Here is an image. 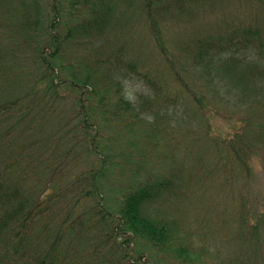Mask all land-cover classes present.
Returning <instances> with one entry per match:
<instances>
[{"label":"trees","instance_id":"obj_1","mask_svg":"<svg viewBox=\"0 0 264 264\" xmlns=\"http://www.w3.org/2000/svg\"><path fill=\"white\" fill-rule=\"evenodd\" d=\"M225 1L142 0L137 11L147 21L168 71L192 100L213 115L204 92L192 89L181 72L191 82L194 74L193 84L201 82V89L213 90L217 97L220 89L232 92L233 104L256 117L253 132L246 134L264 149V0H236L239 18H231L225 37L194 38L187 31L206 28V14L214 17L216 27L227 23L228 15L221 12L233 3ZM62 3L0 0V264H147L151 254L145 260L142 257L150 250L155 259L154 255L174 251L177 259L182 258L175 264H188L195 257L193 252L169 241L172 228L148 216L146 210L147 203L175 189V179L168 175L145 182L121 173L126 189L113 183L109 189L126 192L117 194L114 207L106 201L104 181L114 162V148L111 137L107 139L101 130L108 121L125 122L133 105L124 97L123 82L116 78L123 73L115 65L121 62L119 55H136L130 50L129 35L121 34V41L128 42L125 49L124 44L102 41L122 14L111 1L99 0L83 10L76 7V0L68 8ZM45 10L44 27L39 14ZM168 25L176 27L172 50L163 35ZM100 41L102 48L93 50V44ZM70 45L81 47L87 55L83 65H72L64 58ZM68 95L75 100L63 112ZM107 112L112 116L104 117ZM209 117L202 119L206 127ZM225 117L235 115L226 113ZM249 118L244 117L245 121ZM139 120L127 122L135 128ZM140 125L146 131L135 128L127 133L139 137L141 154L149 143L153 152L162 153L158 142L165 132L156 125ZM238 137L223 142L228 156L242 159L257 149L249 138ZM135 142L134 138L131 143ZM211 144L215 150L211 154H223L218 151L219 142ZM170 165L178 167L174 175L193 172L180 166V160ZM262 214L264 211L257 222L264 221ZM258 229L257 225L251 227L250 241L240 237L243 245L254 246L252 253L258 251ZM136 246L142 252L131 260ZM239 256L245 257L242 251ZM161 260L172 264L167 257Z\"/></svg>","mask_w":264,"mask_h":264},{"label":"rangeland","instance_id":"obj_2","mask_svg":"<svg viewBox=\"0 0 264 264\" xmlns=\"http://www.w3.org/2000/svg\"><path fill=\"white\" fill-rule=\"evenodd\" d=\"M72 1L63 0V7L68 8ZM76 1L75 5L79 10L99 2V0ZM105 1L113 2L120 10L118 14H122V18L114 21L113 27H109L108 32L102 37V41L107 44L114 41V44L118 46L124 44V48L128 42L121 41L123 33L129 35L130 44L133 47L130 50L136 52V55L130 54L131 56L128 53L119 55L121 62L115 64L117 69L121 67V73H123L116 78L123 82L124 97L133 104L129 111L130 116L125 122L108 121L101 130L103 136H108L107 139L111 137V145L114 148V154H112L114 162H111L113 165L109 167L107 178L104 181L106 201L113 204L114 207L116 206L114 198L117 194L121 196L126 192L125 190L114 192L109 189L110 183L119 189H126L127 182L125 178H122L121 173L129 175L130 180L135 177L142 181L143 179L145 181L151 178L153 180L156 177L171 176L172 179H175V189L168 190L169 192L163 193V197L160 195L159 199L147 203L146 210L149 212L148 216L150 215L157 221H163L172 228L171 236H168L169 241L176 244L181 243L193 252L195 257L188 264H250L251 261V264H260L264 259V221L257 222V219L258 214L264 211V149L255 144L256 141L246 134L249 131L253 132L254 128L252 127L255 126L256 117H253L249 111H244V108H241L240 111L239 107L233 104L234 94L232 92L220 89L217 94L219 97H217L213 90L208 92L209 89H201L199 87L201 82L197 81L194 85L193 82L197 79L194 74L191 77L195 80L191 82L189 77L181 72L192 89L204 92V98L207 102L212 103L208 106H212L213 115L209 113L208 109H202L192 100L184 87L177 83L173 72L171 74L168 71V65L160 57L147 21L143 18V14L137 11V8L142 5V0ZM231 2L233 4L230 8L221 12L228 15L225 16L227 23L216 27L212 23L214 17L206 14L205 22L208 23L206 28L199 27V33L194 32V29L198 30V27L188 28L187 31L193 34L194 38L197 36L202 39L208 38V36L213 39L225 37L227 26L234 18H239L236 16L239 12L237 9L239 4L236 0H231ZM220 9H223L222 6ZM46 12V10L41 11L39 14L44 27L47 25L48 19ZM218 13L220 12L216 14ZM171 23L173 22L170 21ZM175 29L176 27L171 28L168 25L163 30L165 41L167 45L170 44L168 46L171 50ZM127 32L129 33L127 34ZM102 41L93 44V50L102 48ZM187 41L188 38L185 39V42ZM79 48L81 47L73 45L67 47L68 52L64 58L68 63L72 65L85 63L84 57L87 55H84ZM144 55L145 57L142 58ZM145 60L152 63H146ZM109 61L114 60L109 59ZM64 72L66 73V71ZM224 94L226 97L223 96ZM68 96L70 98L67 100V107L63 109V112L69 111L75 100L74 95ZM225 98L228 99V103L225 102ZM248 106L251 108L249 104ZM226 113H234L235 118L225 117ZM209 115V125L206 127L202 119ZM247 115L250 118L245 121ZM110 116L112 115L107 112L104 117ZM251 116L254 121H251ZM136 117L140 119L135 126L137 131H146L144 126L140 125L146 124L156 125L157 130L165 132L163 139L158 142V146L161 144L159 150L162 153L153 152L155 150L149 143L146 146V152L142 155L143 151L137 148L140 139L135 135L136 142L131 143L134 138L127 132L135 128L129 125L127 120L133 122ZM121 119L123 120V118ZM141 120L143 122H140ZM201 125L204 127L201 128ZM256 130L258 131V129ZM236 135L239 136L238 138L242 136L249 138L257 149L250 150L248 155L243 156L242 159L228 156L223 152L222 147L225 148L223 142L232 140ZM187 136L190 137V140L185 139ZM261 138L264 139L262 136ZM154 139L152 138V140ZM107 141L110 143L109 140ZM211 141L219 142L218 151L222 150L226 156L218 154L220 158L216 152H214L216 154H211L212 151H215ZM179 160L180 166L185 169H193V172L184 171L174 175L177 173L178 167L170 165V163L173 164ZM223 163H226V166ZM135 169L136 173L134 174ZM117 173L119 174L117 175ZM255 225L257 228L259 227L258 233L255 231L257 237L261 236V238L259 237L257 240L258 251L252 253L254 246L249 243L243 245L240 237L245 236V241H250V230ZM241 251L245 257L239 256ZM141 252L142 249L136 246L134 253L130 256L131 260ZM153 252V250L144 252L143 260L151 254L145 261L147 264H167L166 260L159 261L162 256L167 257V261L172 264L182 259H177L174 251L167 255L164 253H161L160 256L154 255L157 258L155 259L152 256ZM169 256H172L171 260H168ZM180 264L183 263L180 262Z\"/></svg>","mask_w":264,"mask_h":264}]
</instances>
